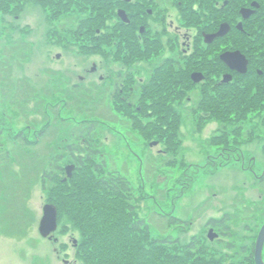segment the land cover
Wrapping results in <instances>:
<instances>
[{
    "label": "rangeland",
    "instance_id": "rangeland-1",
    "mask_svg": "<svg viewBox=\"0 0 264 264\" xmlns=\"http://www.w3.org/2000/svg\"><path fill=\"white\" fill-rule=\"evenodd\" d=\"M19 1L23 8L17 11L11 10V4L4 10L0 2V134L4 149L12 151L11 155L0 156V200L3 191L10 192L9 187L19 188L17 197L0 201V264H85L79 254L82 234L76 222L78 208L72 203L68 207L63 201L53 239L44 238L39 227L45 205L58 207L61 201L54 190L57 182H44L42 174L48 171L49 178L57 175L69 185L66 169L76 165L70 153L81 155L68 147L74 144L69 131L80 124L86 128L90 122L96 125L91 134L92 150L98 152L93 153L95 163L106 171L104 175L116 174L129 180L136 214L146 220L153 237L176 241L169 248L184 257L203 255L215 264H250L251 257L239 248L242 243L253 244L262 221L253 205L245 203L257 204L260 192L252 172L240 169V164L210 163L208 157L226 145L216 135L218 124L196 111L202 97L200 87L187 81L185 96L180 91L184 99L179 94L180 83L174 82L172 86L181 99L164 102L149 99L148 94L143 99L144 88L138 79L134 97L140 103L109 106L105 85L100 82L103 68L111 63L106 68L138 69V77L145 78L148 66L146 61L130 63L123 57L120 61L103 59L109 52L139 51L135 45L121 42L124 34L128 36V28L119 27L120 42L114 45L102 44L96 29V37L80 39L79 33L85 31L81 24L89 11L72 7L71 12L76 13L70 12L67 19L53 24L32 1ZM101 61L105 67L101 68ZM95 64L99 71L93 74ZM80 76L88 82L83 84ZM175 76L181 80L179 74ZM71 82L77 83L76 89ZM167 90L168 83H164L156 94H166ZM57 113H61L62 122L56 119ZM43 130L39 142L27 143ZM22 142L26 147L15 146ZM154 142L159 145L151 146ZM243 147L258 152L260 160L255 166L263 169L262 148L251 142ZM60 156L57 164L50 162ZM37 177L41 179L38 183ZM24 180L31 186L24 198H28L29 208L25 214L19 187ZM224 216L227 222L215 227V232L226 234L213 242L208 239L210 228L206 224ZM7 217L10 220L5 221ZM24 221L31 226L21 237L18 228ZM230 230L233 235L228 234ZM193 240L196 246L190 250L188 245Z\"/></svg>",
    "mask_w": 264,
    "mask_h": 264
},
{
    "label": "flooded vegetation",
    "instance_id": "flooded-vegetation-1",
    "mask_svg": "<svg viewBox=\"0 0 264 264\" xmlns=\"http://www.w3.org/2000/svg\"><path fill=\"white\" fill-rule=\"evenodd\" d=\"M30 1L53 24L63 17L67 19L72 7L81 12L89 11L84 25L81 24L85 31L79 33L80 39L86 35L98 36L102 44L114 45L120 42L119 27L128 28V36L124 34L121 42L125 46L131 43L139 51L109 52L103 59L106 62L110 58L120 61L123 57L130 63L146 61L148 66L143 74L146 79L138 77V69H109L106 67L111 63L106 66L101 61V68L106 67L100 75V82L105 85L109 106L140 103L134 97L138 79L143 84V99L148 94L149 99L164 102L181 99L172 86L174 82L180 83L179 92L189 86L187 81L200 87L202 97L196 111L218 124L216 135L226 145L215 156L208 157L210 163L240 164V169L251 171L257 182L256 188L260 192L257 204H245L253 205L252 209L262 224L253 244L242 243L239 248L241 253L245 252L254 259L258 236L264 228V168L255 166V161L260 160L258 152L254 153L243 145L257 143L264 156V0ZM0 2L4 10L10 4L13 11L23 8V2L19 0ZM120 11L125 13L127 21L120 16ZM91 71L95 74L99 67L95 64ZM178 74L181 80L176 78ZM80 80L83 84L88 82L83 76ZM164 83H168L167 93L156 94L158 86ZM70 84L76 89L77 83ZM179 94L185 99L182 92ZM186 101L189 103L190 98L187 97ZM225 110L230 116H224ZM139 111H142L141 107ZM249 133V137L246 136ZM227 220V216L209 220L206 224V228H210L208 239L213 242L221 240L226 232L219 230L216 233L215 230ZM228 234L233 235V230ZM194 242L191 243L196 246Z\"/></svg>",
    "mask_w": 264,
    "mask_h": 264
},
{
    "label": "trees",
    "instance_id": "trees-1",
    "mask_svg": "<svg viewBox=\"0 0 264 264\" xmlns=\"http://www.w3.org/2000/svg\"><path fill=\"white\" fill-rule=\"evenodd\" d=\"M225 115L230 116L227 110H225ZM56 116V119H60L62 122L61 113H57ZM48 123L50 122L48 121ZM82 125L80 124L78 128L69 131L71 132L70 136L74 138V144L68 145V147L72 152L77 151L81 154L78 156L74 152L70 153L73 159H76L74 163H76L77 169L70 178L69 185L57 178V175H55V178H49L50 172L48 171H45L42 176H44V182L48 181L52 185L57 182L54 190H56V195L61 200L60 204H57L59 219H61L60 211L63 208V201L68 207L72 203L78 208L79 215L76 222L82 234L79 254L85 260V264H215L212 259H208L203 255L196 257L191 254L189 257H184L178 253L174 254L169 246L176 243V241L171 243L168 239L160 240L152 236L146 220L136 214L132 202L134 188L129 180L116 174H106V176L104 175L106 171L100 169L101 165L95 163L94 154L98 152L92 150L91 143L93 137L91 134L96 129L95 123L86 124L88 125L86 128ZM50 126L47 125L46 127ZM44 132L45 130L41 131L38 138L34 141H27V143L39 142L40 135L43 137ZM1 138L2 135L0 134V156L11 155L12 151L4 149L5 146L1 142ZM15 146L26 147L24 142ZM83 146L84 148L81 149ZM19 149L23 150L22 148ZM60 159L61 156L52 157L50 162L57 164ZM57 168L61 169V166ZM40 178H36L37 183L41 180ZM20 183V190L23 191L20 195V198L23 199L22 213L25 214L26 211H29V208L26 202L28 198L25 201L24 198L26 194L30 193L31 186L25 184V180L20 181ZM25 185L28 187H25ZM17 189L19 188L16 187ZM16 190L9 187L10 192L3 191L0 201L17 197L15 196ZM88 192L91 195L88 196ZM7 220L10 219L7 217L5 221ZM177 221L182 222L178 218ZM173 222L174 220L170 221V224H173ZM22 225L18 228V235L21 237L25 236L31 224L24 221ZM8 228L10 229V227ZM188 246L190 250L195 249L193 243ZM178 252H182V250ZM189 258L190 261H188ZM250 260V264H256L253 257Z\"/></svg>",
    "mask_w": 264,
    "mask_h": 264
},
{
    "label": "water",
    "instance_id": "water-1",
    "mask_svg": "<svg viewBox=\"0 0 264 264\" xmlns=\"http://www.w3.org/2000/svg\"><path fill=\"white\" fill-rule=\"evenodd\" d=\"M120 16L123 17L124 21H127V17L125 16V13L123 11H120ZM60 57V56H58ZM158 143H153L151 145H157ZM76 166L74 165H69V167L66 169L67 171V175L68 177H72L73 176V172L75 170ZM43 212H44V216L40 221V227H39V231L40 234L44 237V238H51L53 239V233H55L58 228H59V212L57 207L54 204H50L48 203L47 205H45V207L43 208ZM258 241L256 244V255H255V260H256V264H264V260H263V250H264V228L262 229V231L260 232L259 236H258ZM75 245L77 244V241H74ZM65 264H68V262L66 261Z\"/></svg>",
    "mask_w": 264,
    "mask_h": 264
}]
</instances>
